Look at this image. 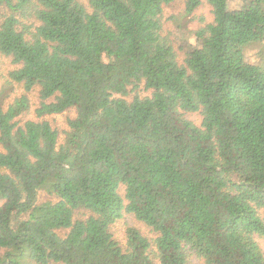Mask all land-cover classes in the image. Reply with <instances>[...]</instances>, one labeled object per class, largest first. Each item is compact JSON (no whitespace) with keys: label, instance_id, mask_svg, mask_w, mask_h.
Wrapping results in <instances>:
<instances>
[{"label":"trees","instance_id":"1","mask_svg":"<svg viewBox=\"0 0 264 264\" xmlns=\"http://www.w3.org/2000/svg\"><path fill=\"white\" fill-rule=\"evenodd\" d=\"M173 1L0 0L24 88L0 99V264H264V62L248 58L264 0H207L182 63L163 33ZM141 85L152 94L126 98ZM69 108L60 142L45 116ZM125 213L153 237L120 243Z\"/></svg>","mask_w":264,"mask_h":264},{"label":"rangeland","instance_id":"2","mask_svg":"<svg viewBox=\"0 0 264 264\" xmlns=\"http://www.w3.org/2000/svg\"><path fill=\"white\" fill-rule=\"evenodd\" d=\"M184 7L185 0H174L171 4L164 7L163 16V33L173 40L178 53V59L181 63L184 61L185 57L182 46L190 43V41L191 43H195V39L192 36L193 31L213 19L212 8L207 0H203L202 5L190 15L185 14ZM248 58L251 59V61L258 63L264 62V41L250 45ZM15 67L16 65L12 63L9 57L0 53V99L4 106H7L16 96L20 95L24 91L21 84L10 82L11 79L9 77V71ZM151 94V90H147L143 85H141L138 89L133 90L130 94H128L126 98L132 99L136 95L145 97ZM29 97L31 99L32 107L27 113L20 117L22 121L35 117L34 110L39 102L38 88L30 91ZM75 115L76 110L74 108H69L62 113L45 116V118L58 129L60 142L64 139V131L68 129V119L73 118ZM186 116L195 123H200L201 116L198 112H190L187 113ZM121 192L123 193V191ZM49 200H56V197L50 195L44 189L40 190L37 202L41 203ZM129 227H138L146 235L153 237V232L150 228L138 221L131 214L125 213L122 218L111 225L114 237L122 244L126 243L127 229ZM258 241L264 251V237H259ZM190 264L204 263L202 259L194 256L192 257Z\"/></svg>","mask_w":264,"mask_h":264}]
</instances>
